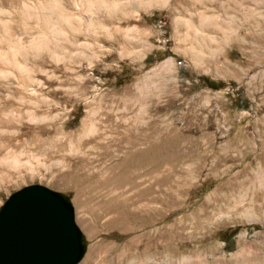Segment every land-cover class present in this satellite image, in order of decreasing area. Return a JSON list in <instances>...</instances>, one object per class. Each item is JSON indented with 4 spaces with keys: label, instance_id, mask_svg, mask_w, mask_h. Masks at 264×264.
Masks as SVG:
<instances>
[{
    "label": "rangeland",
    "instance_id": "obj_1",
    "mask_svg": "<svg viewBox=\"0 0 264 264\" xmlns=\"http://www.w3.org/2000/svg\"><path fill=\"white\" fill-rule=\"evenodd\" d=\"M5 120L0 206L68 195L78 264H264V0H0Z\"/></svg>",
    "mask_w": 264,
    "mask_h": 264
},
{
    "label": "water",
    "instance_id": "obj_2",
    "mask_svg": "<svg viewBox=\"0 0 264 264\" xmlns=\"http://www.w3.org/2000/svg\"><path fill=\"white\" fill-rule=\"evenodd\" d=\"M85 252L68 195L31 184L0 206V264H78Z\"/></svg>",
    "mask_w": 264,
    "mask_h": 264
},
{
    "label": "trees",
    "instance_id": "obj_3",
    "mask_svg": "<svg viewBox=\"0 0 264 264\" xmlns=\"http://www.w3.org/2000/svg\"><path fill=\"white\" fill-rule=\"evenodd\" d=\"M145 62L146 63H152L153 62V59H152V56H148L146 59H145ZM197 81H198V84L200 87H206V88H209V89H212V90H218L220 88H223L225 86V84L223 82H214L210 79H208L207 77H197ZM246 228L248 229H253V230H259L261 229V226L259 225H249L247 226ZM239 229H241V227H235L233 230H231V232L229 234H224L223 236V239L224 240H227L228 242V246L230 247V249L233 247L234 245V242L232 240V238L235 236V234H237V232L239 231ZM225 235H228V238H225Z\"/></svg>",
    "mask_w": 264,
    "mask_h": 264
},
{
    "label": "bare ground",
    "instance_id": "obj_4",
    "mask_svg": "<svg viewBox=\"0 0 264 264\" xmlns=\"http://www.w3.org/2000/svg\"><path fill=\"white\" fill-rule=\"evenodd\" d=\"M2 105V104H1ZM11 125V122L10 121H0V128L2 129V127H7ZM0 134H1V131H0Z\"/></svg>",
    "mask_w": 264,
    "mask_h": 264
}]
</instances>
